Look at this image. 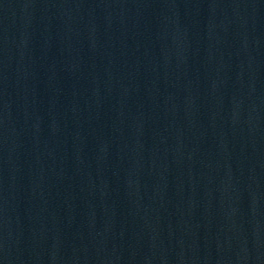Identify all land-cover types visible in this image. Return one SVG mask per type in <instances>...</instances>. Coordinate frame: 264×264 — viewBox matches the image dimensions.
Listing matches in <instances>:
<instances>
[{"label":"water","instance_id":"95a60500","mask_svg":"<svg viewBox=\"0 0 264 264\" xmlns=\"http://www.w3.org/2000/svg\"><path fill=\"white\" fill-rule=\"evenodd\" d=\"M0 264H264V0H0Z\"/></svg>","mask_w":264,"mask_h":264}]
</instances>
